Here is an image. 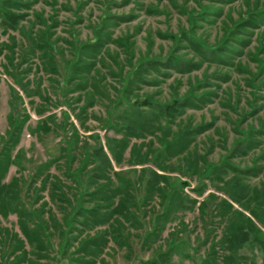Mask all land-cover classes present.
<instances>
[{
    "label": "rangeland",
    "instance_id": "rangeland-1",
    "mask_svg": "<svg viewBox=\"0 0 264 264\" xmlns=\"http://www.w3.org/2000/svg\"><path fill=\"white\" fill-rule=\"evenodd\" d=\"M19 1L24 5L7 8L21 16L13 27L0 19V155L7 141L11 162L3 182L13 183L33 214L29 225H42V243L23 238L15 213L0 214V264L23 254L17 264H142L170 247L174 251L166 264H206L212 247L221 264L226 246L219 241L232 213H220L218 201H230L234 174L215 179L203 174L204 168L220 159L254 167L252 176L237 177L248 196L258 194L264 206V0ZM249 13L253 22L244 24ZM111 15L122 18L106 21ZM185 32L216 46L223 62L208 58ZM95 33L101 47L74 50ZM164 56L187 62L149 70L141 74L147 84L122 88L138 60ZM191 88L199 98L195 105L154 124L150 133L135 138L115 130L127 122L130 97L163 103ZM191 128L199 129L179 138ZM251 129H257L256 144L227 158L230 146ZM177 138L187 146L156 166L154 156L164 141ZM111 144L119 159L108 153ZM49 159L47 169L36 173ZM152 169L162 179L153 177V191L147 193ZM118 179L128 181L127 196L111 198L108 188ZM176 186L183 207L163 225L155 216L163 211L162 195ZM118 202L125 215L112 214ZM78 204L107 219L102 224L83 219L73 213ZM257 215L261 220L255 226L264 234V208ZM154 225L152 242L144 241ZM93 237H101L96 247L89 243ZM252 256L237 249L230 264H248ZM260 261L256 257L254 264Z\"/></svg>",
    "mask_w": 264,
    "mask_h": 264
},
{
    "label": "trees",
    "instance_id": "trees-1",
    "mask_svg": "<svg viewBox=\"0 0 264 264\" xmlns=\"http://www.w3.org/2000/svg\"><path fill=\"white\" fill-rule=\"evenodd\" d=\"M24 5L19 0H0V19L4 21L5 24L10 25L13 27L15 25V22L20 19V15H13L12 13L8 12V9H11L14 6L18 5ZM250 13L247 14L242 22L245 23H252L253 19L250 18ZM122 18L114 17L113 15L109 16L106 21H110L111 23L116 22ZM103 19H106V16L103 17ZM101 28V26H99ZM188 36V40L190 42L194 41V43L197 44L198 48L201 49V52L205 54L208 58L215 57L219 61L223 62V58H225L217 49L216 46L207 47L202 42H197L196 39L193 38L191 33L185 32ZM181 37V35H180ZM179 37H175V42L178 41ZM91 41H87L85 43H82L81 45H75L74 50L80 51L81 48H87L94 50L97 47H101L103 45L102 40L100 39V35L95 33L94 36L91 38ZM50 48V47H49ZM52 49V48H51ZM174 60V59H173ZM77 59L72 60V64H75ZM173 62H176L177 65H180V67L184 66L183 64L186 62L179 61L178 58L175 59ZM169 60V57H156V58H147L143 60H138L136 66H134L133 71L129 72L125 75V82L122 83V88L124 90L127 89V87L134 86L135 83H141V85H145L149 82L146 77L141 76V74L148 73L149 70H153V72H158L161 68L169 67L171 63ZM191 62V61H188ZM193 63V62H192ZM194 64V63H193ZM253 78H256V76ZM193 88H191L186 95L183 97H173L169 100V102H163L158 103L155 102L151 97L146 96H140L136 95L134 97H130L127 99V103L129 104V107L131 110L128 112L127 116V122L125 125L121 128L115 129L117 132L124 131V136H133L137 138V136L142 135L143 133H150L154 129V124L163 121L164 119H173L176 117V115L183 112V109L188 107V105H193L195 100H199L198 97H194L193 95ZM195 105V104H194ZM143 110H147L149 113L148 115L142 114L144 113ZM17 128H12V131L16 130ZM199 128H191L189 130H185L182 134L179 135V138L185 137L189 133H193L194 131L197 132ZM257 132V129H251L249 131L242 132L240 134L239 139H237L233 145L230 146L227 158H229L231 155L239 154L243 155L247 152V149L249 150L253 145L256 144L257 139L253 136V134ZM122 134V135H123ZM9 136L11 137V132L9 133ZM123 136V137H124ZM9 137V138H10ZM8 138V139H9ZM11 140V138H10ZM111 142V141H110ZM6 148L4 149V152L2 155H0V214H2L3 217H6L10 213H15V215L18 217V225L20 226V233L23 236V238H27L31 244L39 243V245L42 243V238L40 236V229L42 227L41 224H32L33 226H30L29 223L32 222L33 214L29 212L25 208V204L18 199V196L16 194L15 186H13L12 182H8V184H5L3 182L4 177L6 175V171L8 166L10 165L11 160H9V155L7 152V141H6ZM127 143L122 142V148L125 149ZM187 144L185 142H181L178 140H175L173 142H166L164 141L162 148L158 150L156 155L154 156V164L157 166V161L160 158L164 157H172L174 156L178 151L181 149L183 150L184 147H186ZM5 147V146H4ZM108 153L112 156H115V158L119 159L118 154L115 151V148L113 144L108 146ZM99 153V156L101 157V162H104L106 166L109 164L108 157L105 155L103 148L99 146V149L97 150ZM228 159H220L216 164L213 166H208L204 168L203 174H209L211 176H214L215 179H219L220 176H225L228 172H231L233 175L230 185H229V200L226 201L222 199H219L218 204L221 206V212L220 213H232L231 219L229 220L228 224L224 227V233L222 239H220V243L225 244L226 246V255L222 257V263L221 264H230L232 263L236 250L238 249H246L251 252L252 259L251 262L248 264H254L256 262V257H259L261 259L260 264H264V234L261 233L260 229L256 228L255 226V220L260 221L261 218L259 215H257V212L260 209H263L264 206L258 201L259 195L255 194L253 197L248 196V189H246L243 185H241V181L239 180V177L237 176H243L248 175L252 176L254 167H243L239 168L236 165L229 163L227 161ZM52 162V159L47 160V162H44L41 165L36 166V173H43L47 169L48 164ZM159 178L162 179L157 171L154 169L150 170V179H148L147 189L146 192L149 193L152 190V187H154V181L152 183V178ZM120 183L113 189L108 188V193L111 198H114L118 195L127 196L126 191V184L128 183L127 180H121L118 179ZM180 183L184 184V181H180ZM56 187V186H55ZM177 187H173L172 189H168L163 195L162 198L164 201V208L161 213H158L155 216L156 221H158L161 224H166L167 218L170 213L176 212L178 209L183 207V202L181 199H177ZM124 190V193H123ZM107 191V190H106ZM153 191V190H152ZM151 191V192H152ZM81 196V195H80ZM106 196V195H105ZM107 198V197H106ZM108 200V199H107ZM177 202H176V201ZM264 200V198H263ZM235 202L238 205H241V207L244 210L248 211L249 216L244 215L243 212L238 211L237 209L233 208V205H231L230 202ZM262 202V201H261ZM252 205V206H251ZM73 213H79L80 216L89 221H93L94 223L100 221L99 224H102L104 220H106V216L99 213L98 210L94 209L93 207L83 208L79 204L75 205L73 208ZM124 208H122L121 203H116L114 206V209L112 210V214L117 213L120 215L123 214ZM124 217V216H122ZM155 226H152V228L149 230L148 233L145 232V239L144 241L152 242ZM97 238V239H96ZM101 237H93L89 240V243L92 244L94 247L97 246V242L100 240ZM16 245L20 246L22 245V241L18 238L15 240ZM101 241V240H100ZM13 247V246H12ZM171 249H168L166 252H160L157 251L153 254L152 258L150 260L143 261L142 264H166L170 261V253L174 250L172 247ZM209 257L206 260V264H216L217 260H215L214 256V248L212 247L211 250H209ZM255 253V254H254ZM24 257V254L20 257H15L14 261H12L11 264H17L20 260ZM25 258V257H24ZM174 264V263H173Z\"/></svg>",
    "mask_w": 264,
    "mask_h": 264
}]
</instances>
